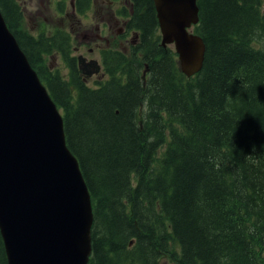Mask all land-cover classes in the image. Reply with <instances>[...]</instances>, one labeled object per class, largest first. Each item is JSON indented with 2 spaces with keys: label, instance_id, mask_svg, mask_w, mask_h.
<instances>
[{
  "label": "trees",
  "instance_id": "16d2710c",
  "mask_svg": "<svg viewBox=\"0 0 264 264\" xmlns=\"http://www.w3.org/2000/svg\"><path fill=\"white\" fill-rule=\"evenodd\" d=\"M66 1L55 0L62 19L85 15L93 3L70 0L64 11ZM129 1L128 26L142 34L130 53L138 62L106 51L103 78L90 86L64 22L48 31L41 22L32 35L20 0H0L62 113L90 193L87 264H264V0H196L192 32L205 54L190 77L174 49L160 45L153 0ZM56 51L64 70L45 60ZM0 264H7L1 234Z\"/></svg>",
  "mask_w": 264,
  "mask_h": 264
},
{
  "label": "water",
  "instance_id": "95a60500",
  "mask_svg": "<svg viewBox=\"0 0 264 264\" xmlns=\"http://www.w3.org/2000/svg\"><path fill=\"white\" fill-rule=\"evenodd\" d=\"M153 4L161 45L174 44L184 74L199 71L205 44L191 31L199 20L196 0ZM78 69L88 77L100 65L79 56ZM92 224L63 116L0 11V234L7 264H87Z\"/></svg>",
  "mask_w": 264,
  "mask_h": 264
},
{
  "label": "flooded vegetation",
  "instance_id": "af4514ba",
  "mask_svg": "<svg viewBox=\"0 0 264 264\" xmlns=\"http://www.w3.org/2000/svg\"><path fill=\"white\" fill-rule=\"evenodd\" d=\"M94 6L96 8L97 16L91 17L90 19H92L93 22L95 23L94 29H97L98 38L101 40H104V43H99V42L94 41L93 46H90L88 45L89 41L87 42L78 41L77 31H74L73 29L71 30L69 29L70 20L75 18L73 16V12L71 16H69V13L63 16L65 19H67V21H62V22L58 21L56 23V25L63 26V22H64L69 29L68 31L71 34L72 40H75V39L77 40L75 45L73 43V47L71 51V55L76 58L77 68H78V57L79 56H82L84 58V62L86 63H90L92 60H97L102 69L103 62H104L103 56H105L104 52L106 51H139L138 46L140 44V41L142 40V34L137 33L135 30H129L128 20H130V18L127 19L126 17L127 13L132 12V6L130 4V1L129 0H93V3L90 6L91 8L89 9L90 10L93 9ZM107 7L109 9L108 14H106ZM121 9H124V11H122ZM118 11H122L125 14L118 15L117 14ZM56 12L58 13V11ZM86 14L87 12L85 13V15L76 17L75 19L80 21V18L83 16H86ZM61 16L62 14L60 16H57L58 17L57 19H59ZM100 27L102 30L101 33L99 31ZM88 30H91V29H88ZM111 32H116V34L114 33L115 35L112 34L113 36L110 35V37L116 40L115 45H117L118 47L114 46V42H110L109 40L110 37H108V34H111ZM105 34H107V37L105 36ZM83 36L86 37L87 40H90L89 38H91L93 35L91 33V35L84 34ZM121 38L126 39L127 41L126 46L122 45L123 43H122ZM52 56L53 58H59L60 61L63 62L64 67L66 68V64L64 60L62 59V56L59 51L54 52ZM49 66H50V69L58 68L57 65H54V64L53 65L50 64ZM101 69L99 70L98 74L94 75V77L99 78V79L103 78L104 74L102 73ZM81 77H82V80L85 82H88L89 80H91V77L86 78L83 75H81Z\"/></svg>",
  "mask_w": 264,
  "mask_h": 264
},
{
  "label": "rangeland",
  "instance_id": "374dc122",
  "mask_svg": "<svg viewBox=\"0 0 264 264\" xmlns=\"http://www.w3.org/2000/svg\"><path fill=\"white\" fill-rule=\"evenodd\" d=\"M20 4L22 6V11H23L22 12V14H23V28L25 31H27L28 33L30 32L32 35H35V36L37 35L38 31L41 28V26H40L41 22H43L44 25L46 26L45 31H48V30H52V27H50V26L55 25L59 21V19H62V16H61V18L57 19L58 18L57 16H60L62 13H60V11H59V13L56 12L57 9H55V7H56L55 0H20ZM70 6H71V2H70V0H67L66 4H65L64 11H69ZM108 12H109V9L107 7L106 14H108ZM94 16H97L95 6L90 11H87L86 16L81 17L80 21L76 20L74 18V19L70 20V22H69V26H70L69 29L70 30L73 29L74 31H77V34H78L77 40L80 42L89 41L88 45H90V46H93L94 41L99 42V43H104V40H101L98 38L97 29H94L95 23L93 22L92 19H90L91 17H94ZM86 17H88V18H86ZM62 21H67V19H62ZM56 26H59V25H56ZM67 29H68V27H67ZM88 29H91V30H88ZM99 31H100V33L102 32L101 27H100ZM136 32L139 33L138 31H136ZM80 33H81V35H80ZM91 33L93 36L91 38H89L90 40H87V38L83 36L84 34L91 35ZM114 33L116 34V32H111V34H108V37H110V35H112V34L115 35ZM105 36L107 37V34H105ZM121 39H122V43H123L122 45L126 46L127 45L126 39L125 38H121ZM77 40L74 41V45L76 44ZM109 40H110V42H114V46L118 47L117 45H115L116 40L112 39L111 37ZM95 51H96V49H95ZM120 52L123 53L124 56H126L127 61H132V57L130 54L131 51H120ZM45 60H46V62L48 61L49 65L50 64L57 65V67L59 69H63V70L65 68L63 62H61L59 58H53L52 54H49L48 56L45 55ZM87 68L92 69L93 67L89 66ZM123 75H125V72ZM85 76H87V75H85ZM92 76H93V74L88 76V77H91V80H89L90 86H94L93 85L94 81L97 79L96 77H94V76L92 77ZM161 264H166V262L164 260H162Z\"/></svg>",
  "mask_w": 264,
  "mask_h": 264
},
{
  "label": "bare ground",
  "instance_id": "6f19581e",
  "mask_svg": "<svg viewBox=\"0 0 264 264\" xmlns=\"http://www.w3.org/2000/svg\"><path fill=\"white\" fill-rule=\"evenodd\" d=\"M219 121V120H218ZM248 203V202H247ZM255 204V203H254Z\"/></svg>",
  "mask_w": 264,
  "mask_h": 264
}]
</instances>
